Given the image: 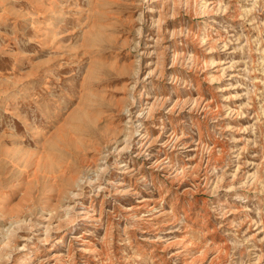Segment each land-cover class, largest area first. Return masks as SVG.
Segmentation results:
<instances>
[{"label":"rangeland","instance_id":"1","mask_svg":"<svg viewBox=\"0 0 264 264\" xmlns=\"http://www.w3.org/2000/svg\"><path fill=\"white\" fill-rule=\"evenodd\" d=\"M0 264H264V0H0Z\"/></svg>","mask_w":264,"mask_h":264},{"label":"bare ground","instance_id":"2","mask_svg":"<svg viewBox=\"0 0 264 264\" xmlns=\"http://www.w3.org/2000/svg\"><path fill=\"white\" fill-rule=\"evenodd\" d=\"M142 94V92L140 93ZM141 97H139L140 99ZM133 121V120H132ZM140 127H142V124H139ZM124 138V137H123ZM105 147V146H104ZM104 149V148H103ZM101 150V149H100ZM70 151V150H69ZM95 158V157H94ZM98 158V157H97ZM100 159H97V161H99ZM45 161V160H44ZM47 161V160H46ZM95 161V160H94ZM103 161V160H102ZM39 162V160H38ZM100 162V161H99ZM98 162V163H99ZM98 165V164H96ZM47 166V165H46ZM75 165L74 164H66V165H61L59 166L58 168V176L60 177H65L66 175L70 174L69 175V181H70V184L72 186H75V187H79L81 185V182L82 180L85 178V176H88L87 173H88V169L90 168V164L87 162V159L86 157H84L82 160H81V163L79 165V168L78 169H72V167H74ZM26 167V166H25ZM44 167V166H43ZM52 173L51 175L49 176V179L54 183H56V180H57V176H55V172L54 170L52 169L51 170ZM54 173V174H53ZM35 178V177H34ZM60 190V189H59ZM64 193L62 192H59L57 194L58 196V200L62 199L64 197L63 195ZM67 218L70 217V213H67ZM85 222L83 220V224L84 225Z\"/></svg>","mask_w":264,"mask_h":264}]
</instances>
